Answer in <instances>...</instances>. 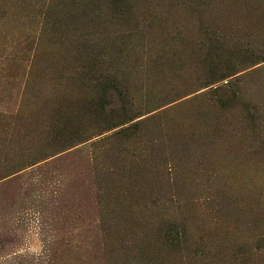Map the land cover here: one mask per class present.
Here are the masks:
<instances>
[{
    "label": "rangeland",
    "instance_id": "obj_1",
    "mask_svg": "<svg viewBox=\"0 0 264 264\" xmlns=\"http://www.w3.org/2000/svg\"><path fill=\"white\" fill-rule=\"evenodd\" d=\"M115 2L0 0V264H264V0Z\"/></svg>",
    "mask_w": 264,
    "mask_h": 264
},
{
    "label": "trees",
    "instance_id": "obj_2",
    "mask_svg": "<svg viewBox=\"0 0 264 264\" xmlns=\"http://www.w3.org/2000/svg\"><path fill=\"white\" fill-rule=\"evenodd\" d=\"M95 1H102V0H95ZM105 1L111 5L112 10L116 9L117 2H115V0H105ZM217 39H220L219 35H217ZM240 57L242 58V60L250 61L252 64L261 63V62L264 63V53L261 55L255 56V53H253L252 51L249 52L248 50H246L245 54L243 53ZM225 67H226V65H225ZM81 71H82V75H80V77H87L89 79L88 80L89 85H92L94 87V90H98L97 95L95 94V96H93V97L83 99L84 106H87L89 108V110L91 111V114H94V116H96V117H102L104 114H106L105 112H108V113L111 112V110H110L111 107L109 105V101L107 98L108 97L107 92L110 88L114 89V86L112 83V80L114 81V76L110 75L106 72H105L106 74H103L104 71H102V72L96 71L95 76L91 77L95 70L92 69V67H90V65L87 66V64L81 68ZM236 73H233V71H232V74L228 77H233L236 75ZM226 78L227 77L222 76V78L220 77V78H217L216 80H213V83L221 82V81L225 80ZM212 94L218 100V102L220 104H228V103L235 100V93H233V92L230 93L228 91V89L217 88V89L213 90ZM108 106L110 109L107 111ZM132 127L135 128L136 125H133ZM114 128L115 127L110 126L108 129H114ZM128 130L129 129H125L121 132L114 134V136L115 137H119V136H123V135L125 136L126 134H128V133H126ZM70 132L74 133V132H78V130L74 129V130H70ZM131 136L132 135L130 134L129 137H131ZM175 235L173 237H170V239H168V240L174 241Z\"/></svg>",
    "mask_w": 264,
    "mask_h": 264
}]
</instances>
